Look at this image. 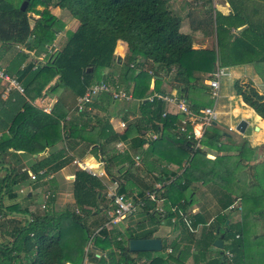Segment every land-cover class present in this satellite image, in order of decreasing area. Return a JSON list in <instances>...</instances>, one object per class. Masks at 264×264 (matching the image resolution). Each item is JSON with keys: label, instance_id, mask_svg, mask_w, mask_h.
<instances>
[{"label": "trees", "instance_id": "16d2710c", "mask_svg": "<svg viewBox=\"0 0 264 264\" xmlns=\"http://www.w3.org/2000/svg\"><path fill=\"white\" fill-rule=\"evenodd\" d=\"M225 1L230 7V12L222 14L214 11L210 16L214 25L215 48H193L191 36L180 30L182 18L169 9L166 0H28L22 11L18 4L12 5L0 0V44L22 45L26 52L33 55L46 51V45L52 42L55 33L62 27L58 19L49 12V7L57 6L67 10L69 15L77 20L78 25L73 31H66L61 48L50 53L47 59L33 70V63L30 61L17 73L16 78L25 87L26 95L30 96L29 93L34 89V96L38 94L55 75H58L63 90L69 93L73 100L83 95L88 86L99 82L110 87L121 85L126 92L130 90L132 99L138 101V119L153 125L155 129L160 124V134L148 142L147 151H153L159 143L166 144L167 140L173 147L168 142L172 150L171 155L163 158L183 168L179 174L171 171L173 178L166 176L158 179L163 182L160 188L151 190L153 196L163 198L165 204L169 202L175 205L177 210L183 211L187 203L185 190L192 182L199 180L202 184H212L219 190V210L225 209L234 198L241 199L243 211L239 222L225 225L227 215H215L214 220L222 225L221 229L218 228V233L223 235V250L215 249L216 256L210 259L211 261L207 260L206 264H245L244 249L249 245L245 239V224L251 215L253 221L264 217V190L255 183L253 173H249L252 166L243 163L251 158L254 148L250 147L246 140H240L237 145L219 143L221 138L227 137L231 142V136L218 130L217 125L212 123L205 127L197 141L189 122L184 124V131H178L183 115L180 114L179 117L165 113V101L159 97L148 99V96L153 94L151 91L165 94L160 88L162 71L165 74L170 73V80L176 84L177 93L181 98H185L189 89L193 91L200 88L201 91L203 85H198L202 79L201 75L212 72L215 66L220 68L253 62L264 63V0L253 1L251 9L245 8L244 4L251 0ZM37 5L42 6V9H36ZM260 6H263L262 10ZM29 13L37 16L31 25ZM237 28L241 29L235 31ZM117 40L123 41L127 49L118 74L115 73L113 65ZM119 49L117 47V51ZM139 58L144 63L148 62L145 68L140 65L135 67ZM106 69L111 70L106 73ZM257 70L259 71L258 67ZM33 79H39L41 84L34 87L30 84ZM151 80L153 85L150 89ZM233 93L240 97L245 106L252 109L258 127L256 131L261 132L264 141V92H259L251 81L244 85L234 81ZM101 94L111 98L110 94L100 93L93 99ZM9 99L8 96L4 102ZM19 99V105L9 111V135H25L23 126L27 122L31 105L24 102L23 98ZM57 102L64 105L65 100L59 98ZM190 103V110L196 114L201 107H205L193 97ZM6 113L3 111L1 116ZM45 116L46 129L43 138L47 146L61 139L59 120L64 118L65 112L53 114L51 111ZM101 120L97 119L99 126L93 127L94 132L89 130L85 133L93 134V142L101 137L100 131L103 132ZM64 129L63 134L75 137L85 127H76L68 122ZM8 138V135L1 134L0 144ZM100 146L102 145H98ZM200 146L217 151L233 149L236 154L233 157L221 155L210 160ZM133 147H137V141ZM60 166L61 164L57 163L53 169ZM195 169L203 170L205 174L196 176L193 172ZM26 176L25 171L12 174L11 170L9 174L6 173L0 179V192L2 187L7 190ZM101 188V182L96 176L83 170L75 171L72 182L74 205L82 211H85L86 207L97 210ZM122 191V188L118 187L115 194H122ZM132 202L141 205L143 214L149 215L150 218L155 217L157 223H160V220L170 222L169 218L175 216L173 224H179L185 230L186 227L179 219L177 211L172 213L166 208L167 213L160 218L155 215V211L150 210L153 208V202L145 196L140 195L139 198L132 199ZM6 211L25 213L16 204L8 206ZM29 218L30 221L25 219L24 225L15 231L12 241L0 243V264H13L20 254L24 257L25 264H65L66 261L68 264H81L84 257L91 264H138L140 260L142 262L139 264H181L185 251L189 248L181 247L175 240L170 243L163 240L162 254L148 257L145 252L129 251L127 240L151 237L154 229L134 232L130 227H126L124 231L115 227H101L98 233L90 235L82 220L72 212H64L56 217L45 214ZM61 218L66 220L61 222ZM195 219H190L191 225L200 220V217ZM214 230L212 227L204 231L202 238L195 242V248H200L196 251L197 255L203 254L204 250L211 247L218 234ZM74 231H77L76 236L80 238L75 240L76 242L69 235ZM257 233L253 231L254 251L249 252V258L260 263L264 262V234ZM91 246L99 250L98 257L94 255ZM167 247H170L169 251H165ZM224 251L231 254L229 259Z\"/></svg>", "mask_w": 264, "mask_h": 264}, {"label": "crops", "instance_id": "0c3cea01", "mask_svg": "<svg viewBox=\"0 0 264 264\" xmlns=\"http://www.w3.org/2000/svg\"><path fill=\"white\" fill-rule=\"evenodd\" d=\"M223 1L224 6H222V10L214 9V11L227 14L230 12V7L225 0ZM260 2H263V0ZM244 4H246L245 8L247 9H251L253 6V3L249 1ZM260 7L262 10L263 6ZM36 9H42V6L37 5ZM190 9L191 7L188 10ZM48 10L60 23L62 20L60 19V21L58 16L65 11L68 16L65 23L70 26L69 30L73 31L76 28L78 22L69 15L67 10L60 9L57 6H50ZM32 15L29 21L30 25L37 17L34 14ZM262 16H264V14ZM204 19H206V17L203 18L202 16H198V18H194L195 21L192 19L190 20V25L194 32L189 31L190 33L187 32V34L192 38L193 48H195L193 45H195L196 42L198 43L197 45L200 46H197V48L216 47L214 25L212 29V39L207 38V27H205L204 32L202 28L203 25L200 24ZM65 23L63 24L65 25ZM206 23L210 25L209 21H206ZM73 24L76 26L71 28ZM181 29L183 28L181 27ZM240 29L241 28H237L235 31H239ZM60 30L56 32L52 42L46 45V51H41L37 55L26 52L22 45L0 44V70L22 89L19 91L12 86L9 81L0 78V109H2L0 111V116L3 111L7 112L3 115L5 118H3V116L0 118V136L4 134L9 137L0 144V179L5 176L6 173L9 174L11 170L12 174H18L21 171H25L27 174L26 178L17 181L7 188V190H4V187H2L0 192V206L3 209L0 208V243L2 244L13 240L15 231L24 225L25 219L30 221L29 216L36 217L48 214L56 217L64 212H72L82 220L90 235L98 233L101 227L110 229L109 224L111 222L109 220L113 208V196L118 187L122 188L123 191L121 193L128 199H136L139 198L140 195L147 198L146 196L148 194L153 193L151 190L161 187L163 181L158 179H162L166 176L173 178V176L170 175L171 171L179 174L183 170L182 167L166 161L163 158L171 155L170 151H172L171 147H173L171 142L168 141L171 147L166 140V144L163 142L159 143L153 151H147L148 142L155 139L160 134V124H158L157 129H155L153 125H149L138 119V101L132 99L130 90L126 92L120 89L130 96L127 100H114L107 95L101 94L90 103L86 104L80 112L76 109V100L78 97L74 98V100L71 99V95L63 90L58 75L53 76L35 96V89L29 93L30 96L26 95L25 87L22 86L21 82L16 78L17 73L30 61L33 63L31 68L33 70L36 66L43 63L50 53L60 49L65 41V39L64 41L59 39ZM196 30H198V32ZM196 34H198L197 37ZM193 39L196 41L195 43ZM117 47L120 48L119 51H117ZM126 51V44L121 40H117L114 47L115 61L113 64L115 65L114 71L115 73L117 72V74ZM116 58H119V60H116ZM147 63L148 62H145V64ZM247 65L253 66L254 68L258 67L259 71L264 70L263 62H253ZM110 70L111 69H106L104 72L108 73ZM163 74H165V72ZM39 82V79H33L30 84L35 87L41 84ZM162 84L160 85L161 89H163L164 86ZM29 85L27 87H29ZM152 85L153 81L151 80L149 84L150 89ZM176 89V84L172 83L169 85L168 89H163L165 92L164 95L172 96V98L177 101L181 96L177 93ZM204 90L205 88L202 92H205ZM194 91L195 89H193V91L189 89L188 92L185 93V98L182 97L187 105L188 103L191 104L190 100L192 99ZM151 93L156 92L151 91ZM8 96L10 97L9 101L4 102ZM20 97L24 99V102L31 105V111L29 112L27 122L23 126V133L25 135L22 133H20L19 136L9 135L7 133L10 116L9 111H13V109L19 105L18 102ZM230 97L231 95L229 98ZM59 98L65 100L64 105L57 102ZM236 98L239 100V106L240 104L245 106L239 96H236ZM175 102L165 101V113L176 114L180 117ZM233 109L239 110L238 108H232V110ZM214 110L217 117L218 111L215 106ZM249 110L253 113L252 109L248 108L247 111ZM51 111L53 114L65 112V116L62 120H59L61 139L46 146L45 139L43 138L46 129L44 124L45 115ZM97 119H102L100 124L104 126V129L103 132L102 130L100 131L101 137L93 142V134L86 135L85 133L89 130L94 132L93 127L97 128V126H99ZM239 119H241V117ZM68 122L73 123L76 127L84 126L85 129H83V133L80 132V134H76L75 137L67 136L65 133L63 134L65 131L64 127H67ZM214 123L217 125L216 121ZM63 125L65 126L62 128ZM79 130H75V132ZM194 130L195 125L193 124L192 132L196 134ZM70 131L72 132L73 129ZM250 135L251 138L245 140H247L250 147L254 148V151L252 152L253 155L251 158L243 163L247 166H252L251 169H249V173H253L255 183L259 184L264 190V146H261L264 145L263 136L259 134V131ZM230 139L233 140L232 137H230ZM257 140H261V142ZM135 141H137V147L134 148L133 145ZM237 142L240 141H226L224 144L237 145ZM98 145L102 146L98 147ZM200 148L205 151L207 158L210 160L221 155L233 157L236 154V151L233 149L217 151L203 146H200ZM162 154H164V156H161ZM57 163L61 164L60 168L53 169ZM78 170H83L86 173L96 176L101 182L102 188L99 190L97 210L86 207L84 208L85 211H82L78 210L74 205L72 182L74 173ZM193 172H195L196 176L205 174L203 170L200 169H195ZM31 174L35 176L33 179L30 178ZM250 177L249 175V178ZM184 194L187 197V203L184 205L183 211L177 210V207L169 204V202L165 204L163 198H155L154 196V200L149 199L153 202V208L150 210L157 212L156 208L160 206L159 209L163 211L161 215H165L167 213L166 208H168L172 213L175 211L183 213L189 220H196V217H200V220H197V222L192 225V231L187 230L185 227V230L182 229L179 224H173V220L170 222L161 220L160 223H157L155 217L149 218V220L141 223L143 229H140V231L154 229L151 237H158L162 241L164 240L165 243H170L171 240H175L176 243H180L179 245L181 247L189 246L185 251L184 259L181 264H206L207 260L213 259L214 256H216L215 249L217 248L211 243V247L204 250L203 254L197 255L196 251L199 247L195 248L194 244L202 238L204 231H208L209 228L213 227L216 230L214 231L217 233L218 228H222V225L214 220L217 213L227 215V219L224 221L225 225L227 223L233 225L240 221V214L234 207L237 205L235 201L236 198H234L231 204L225 209L219 210V204L217 202L220 196L219 190L212 184L204 185L199 180L192 182L185 190ZM11 195L14 196L11 197ZM239 202L242 204L241 199H239ZM15 204L25 212L21 214L28 215V218L20 215V212L15 213L14 211H6L8 206ZM214 207H217V209L214 210ZM157 214L159 213L157 212ZM172 218L174 219L175 216H171L169 219L171 220ZM127 219L128 217H124L117 221V223L119 222L117 227L119 230L127 227ZM65 220V218H61V222ZM120 225H122V227ZM244 229L245 239L249 244L248 248L244 249L246 257L244 263L264 264V262L258 263V260L249 258V252L254 251V249H252L253 231L264 234V217L253 221V215H251ZM222 236L221 233H218L214 239L221 238L223 246L224 241ZM227 242L228 241H226V243ZM262 242L264 243V237ZM92 248L91 246V249ZM169 248L170 247H167L168 250ZM93 250L95 252L94 255L98 257L99 250L96 248H93ZM153 256L156 255L150 253L148 257ZM193 256H197V258H193ZM141 262L142 260H140L138 264ZM66 263L69 262L66 261L65 264ZM13 264H25L22 254L19 255ZM81 264L91 263L84 257Z\"/></svg>", "mask_w": 264, "mask_h": 264}, {"label": "rangeland", "instance_id": "374dc122", "mask_svg": "<svg viewBox=\"0 0 264 264\" xmlns=\"http://www.w3.org/2000/svg\"><path fill=\"white\" fill-rule=\"evenodd\" d=\"M3 1L4 2H10L12 5H17V4L20 5V3H21L20 0H3ZM253 1H255V0H251L249 2H253ZM166 2H167V6L169 7V9H171L172 12H174L175 14H177L178 16H180L182 18L181 27L183 29H181V27H180V30L184 33H187L189 31L194 32V31H192L193 29L191 28V25H190L191 19L193 21H195L194 18H198V16H202L203 18L206 17V19H204L203 22H201L200 24L203 25L202 28L204 29V32H205V27H207L208 33H207L206 37L212 39V37H213L212 36L213 35V33H212L213 32V30H212L213 29V23L211 24L210 16L212 15L214 9L215 10H222V6H224L223 0H206V2H201L200 0H166ZM190 7H191V9L188 10ZM28 15H30L29 16L30 17L29 21H30V19L33 15L30 13ZM58 18H59V20L61 19L63 21L62 22L60 20L62 27H61L60 34H59L60 35L59 39L64 41V39L66 38V35H65L66 31H71V30H69L70 26L65 23L67 20L66 18H68L67 13L65 11H63L62 13L59 14ZM206 21H209V24L211 26L208 25V23H206ZM63 23H65V25ZM77 25H78V23H77ZM73 26H76V25L73 24L71 26V28H74ZM199 30H201V29H199ZM196 31L198 32V30H196ZM197 36H198V34H196V37ZM193 41H194V43L196 42L194 39H193ZM197 44L198 43L196 42L195 45H193V46L195 48H197V46L200 47ZM126 53H127V51H126ZM135 64H136L135 67H139V65H140L142 68L143 67L145 68V63L140 58L137 59ZM219 71L221 72V74L219 77L218 97L216 98L215 101L213 99H211L207 93L208 92L207 86H206L207 83L205 82L206 74H202L201 75L202 79L198 82V85H203L202 90L199 91L200 88L195 89L194 93L192 94V97H195V99H197L198 102L202 103L201 104L202 106H211L215 102L214 106H215L216 110L218 111L217 112L218 116L215 119V121L217 122V129L218 130H221L222 132L227 133L228 135H231L233 140H236V141L250 139L251 138L250 134L256 132L254 127L257 125V123H256V120L253 118L254 113L247 111V109H248L247 106H243L241 104L239 106V100L236 98V96L233 93V82L238 81L239 83H241V85H244L247 81H251V83L254 85V87L259 92L262 93V92H264V70H261L259 72L257 70V68H254L253 66H250L247 64H245V65L242 64V65L220 67ZM163 73L164 72H160V74H162L161 75L162 76L161 84L164 83L162 85H164L163 89L165 90V89H168L169 85H171L173 83V81L170 80V76H171L170 74L167 75V74H163ZM115 87H117L116 89H122L121 85H117ZM204 88H205L204 91L206 93L202 92ZM230 95H231V97L229 98ZM199 96H200V98H199ZM225 103H226V105H225ZM232 108H238L239 110L234 111V109L232 110ZM240 117L246 121V128H245L243 133H238L234 129V125L239 120ZM214 122H212V124H215ZM191 130H192V128H191ZM194 131L196 133L194 139H196L198 141V139L201 137L204 129H200V127L198 125H195ZM259 134H261V132ZM233 140H231V141H233ZM226 141L230 142L228 137L227 138H221V141L219 143L224 144ZM257 141L261 142V140H257ZM239 143L240 142H237L236 144H239ZM197 146H199V143ZM261 146H264V145H261ZM206 157H207V155H206ZM130 200H132V199H130ZM235 201L237 202V205H235L234 207L236 208L237 212L239 214H241V212L243 211L242 210L243 205L240 204L239 199H236ZM159 208H160V206H157L156 209L160 215L157 214V212L155 213V215L160 217V218H163L164 215H161L163 213V211L160 210V211H162V212H160ZM216 209H217V207H214V210H216ZM148 216L149 215L143 214V212L141 210V205L137 204V205H135L134 212L131 213L129 216L128 215L125 216V218L128 217L126 225H127V227H130L134 232H139L140 229H143V225H141V223H143L146 220H149L150 217H148ZM179 219H181L180 216H179ZM172 220L175 223L176 217ZM172 220H170V221H172ZM118 225H119V222L118 223L117 222L116 223H110L109 228L115 227L116 229H118L117 228ZM120 226L122 227V225H120ZM125 229H126V227L121 228L122 231H124ZM76 232L77 231L69 233V235L73 237L74 241L80 240V238L76 236ZM80 236H82V235H80ZM166 251H169V250L166 248ZM162 252H163L162 250H159V251H155V252H145L144 254L147 256H149L150 253L153 255H161Z\"/></svg>", "mask_w": 264, "mask_h": 264}, {"label": "built area", "instance_id": "2783aa9c", "mask_svg": "<svg viewBox=\"0 0 264 264\" xmlns=\"http://www.w3.org/2000/svg\"><path fill=\"white\" fill-rule=\"evenodd\" d=\"M220 74L221 72L219 71V67L216 66L212 72L206 74V78H205V82L207 83L206 86L208 90V95L214 101L218 97ZM0 78L9 81V83L15 88H17L19 91L22 90L13 80H11L8 76H6L2 72V70H0ZM100 93L110 94L111 99L114 100H120V99L127 100L130 98V96L123 90L115 89V87H110L108 84L103 82L94 83L88 86L84 91L83 95L77 98L76 109L78 111H81L89 101H91L94 97H96ZM152 97H159L163 101H167V102L173 101L174 103L176 101L175 99L172 98V96L161 95L158 93H153L151 96H148V99H151ZM214 104L215 102L211 106L200 108L198 110V113L196 114L190 110L189 106L184 102L183 98L179 97L178 100L175 102V105L178 112L184 117L180 119V125L178 126V131L179 132L184 131V124L186 122H189L191 128L194 124V125H198L200 129H205V127L210 125L217 118L214 110ZM192 134L195 137V134L193 132ZM34 177L35 176L33 174L30 175L31 179H33ZM146 197L148 199L154 200L152 194H148ZM113 204H114V208L112 209L109 220L111 223H116L118 220L124 218L127 215H130L135 210V204L132 202V200L124 197L123 194H114ZM178 215L181 217V220L184 223L187 230L192 231L193 228L190 223V220L186 216H184L183 213L179 211H178ZM224 254L227 256V258L231 257V254L228 251L226 252L224 251Z\"/></svg>", "mask_w": 264, "mask_h": 264}, {"label": "water", "instance_id": "95a60500", "mask_svg": "<svg viewBox=\"0 0 264 264\" xmlns=\"http://www.w3.org/2000/svg\"><path fill=\"white\" fill-rule=\"evenodd\" d=\"M28 0H22L19 9L22 11L25 9L26 4ZM116 60H119V58H116ZM246 128V121L244 119H239L235 125L234 129L238 133H243ZM257 126L254 127L255 130H257ZM24 217L28 218V215L21 214ZM162 240L158 237H146V238H131L127 240V248L131 252H155L161 250ZM212 245L222 250V240L221 238H216L212 241Z\"/></svg>", "mask_w": 264, "mask_h": 264}, {"label": "clouds", "instance_id": "9594fccd", "mask_svg": "<svg viewBox=\"0 0 264 264\" xmlns=\"http://www.w3.org/2000/svg\"><path fill=\"white\" fill-rule=\"evenodd\" d=\"M206 107V106H205ZM202 108V107H201Z\"/></svg>", "mask_w": 264, "mask_h": 264}, {"label": "bare ground", "instance_id": "6f19581e", "mask_svg": "<svg viewBox=\"0 0 264 264\" xmlns=\"http://www.w3.org/2000/svg\"><path fill=\"white\" fill-rule=\"evenodd\" d=\"M201 135V134H200Z\"/></svg>", "mask_w": 264, "mask_h": 264}]
</instances>
